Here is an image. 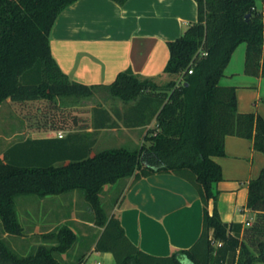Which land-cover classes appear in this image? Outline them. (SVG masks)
I'll return each mask as SVG.
<instances>
[{"label": "trees", "instance_id": "trees-1", "mask_svg": "<svg viewBox=\"0 0 264 264\" xmlns=\"http://www.w3.org/2000/svg\"><path fill=\"white\" fill-rule=\"evenodd\" d=\"M77 1L0 0V110L7 100L46 101L56 108L59 97L90 98L100 89L73 81L51 52V32L59 15ZM114 1L123 5L127 0ZM258 1L196 0L198 20L169 42L170 57L161 75L146 77L128 69L104 87L124 104L123 113L113 109L124 125L140 127L156 121L139 149L121 147L92 154L95 140L87 133L64 139L28 138L4 152L0 156L3 233L24 236L17 197L44 199L79 191L88 203L81 219L100 229L93 237L95 251L112 253L115 264L264 263V169L248 181L246 207L256 213L254 223H226L217 209L216 185L223 181L222 168L214 160L225 156L227 136L248 139L253 150L264 154V119L257 113L240 112L236 88L221 84L241 44L247 47L245 72L264 77V8L258 9ZM67 109L53 122L54 129L78 124L77 115ZM113 114L101 103L94 106L93 127H117ZM71 138L77 139L72 145ZM158 174L189 182L203 204L199 238L190 248L169 256L152 255L135 245L120 216L109 214L103 203L107 186L117 185V206L122 183L132 180L133 185ZM38 238L23 254L0 238V264H90L86 253L74 261L64 259L79 242L71 225H58Z\"/></svg>", "mask_w": 264, "mask_h": 264}, {"label": "crops", "instance_id": "crops-1", "mask_svg": "<svg viewBox=\"0 0 264 264\" xmlns=\"http://www.w3.org/2000/svg\"><path fill=\"white\" fill-rule=\"evenodd\" d=\"M257 6L263 10V1H258ZM198 16L196 0H127L123 5L114 0H78L59 15L51 32V52L62 71L73 81L99 86L96 93H106L105 100L94 106L101 103L112 114L115 108L123 113L124 104L107 94L104 87L110 86L119 73L128 69L146 77L161 75L170 57L169 42L180 38L189 24L198 20ZM246 49V45L241 44L235 50L221 84L236 88L240 112L257 113L264 119V77L245 72ZM85 99L57 98L58 106L51 110V127L44 136L30 137L25 129L15 132L6 129L1 137L6 144L5 152L13 144L28 138L61 139L60 133L63 139L73 134H91V139L95 140L92 154L121 147L135 150L146 143L148 130L156 126L155 120L140 127L126 126L113 114L117 127L96 130L92 124V106L89 121L79 118L75 127L54 129L53 122L61 119L62 110L68 108L67 111L71 112L70 103L63 105L61 101ZM74 113L80 117L78 112ZM76 140L71 138L69 143L72 145ZM214 160L221 166L223 174V181L216 185L221 193L219 212L222 219L227 223L236 222L246 226L249 222L252 225L253 221L245 222L244 216L239 217L238 212L250 210L246 207L248 181L258 178L264 169V154L253 150L252 142L248 139L227 136L225 156L214 157ZM131 182L128 180L116 208L129 239L146 253L157 256H169L176 250L190 248L203 228V204L197 190L189 182L171 174L153 175L133 185ZM109 187L113 192L117 185ZM49 197L41 199L42 206L52 201ZM239 197L243 200L241 204L244 210L238 208ZM232 201L237 206L226 211L222 205ZM212 202L209 205L210 213ZM52 205L55 204L51 202V208L47 209L44 218L42 214L38 219L32 212L27 214L33 216L36 227H57V222L47 223L44 220L50 212L52 216ZM59 205L63 207L62 203ZM77 212L74 210L70 214L69 221L74 225L84 224L95 233L100 230L93 223L78 218ZM19 219L21 221L20 216ZM72 228L79 237L76 249L83 247L87 256L98 253L95 251L94 235L88 237ZM43 233L46 232L34 234L40 236Z\"/></svg>", "mask_w": 264, "mask_h": 264}, {"label": "rangeland", "instance_id": "rangeland-1", "mask_svg": "<svg viewBox=\"0 0 264 264\" xmlns=\"http://www.w3.org/2000/svg\"><path fill=\"white\" fill-rule=\"evenodd\" d=\"M100 94V95H99ZM107 94L109 92L107 91ZM95 96V97H94ZM93 97L87 98L84 101L80 100H69V101H61L62 104H69L71 106V113L74 114V112H78L80 114V117L83 120L90 119V110L91 107L97 104V102H102L105 100L106 93L105 92H98ZM51 104L46 101H36V102H24V103H16L12 102L11 100H7L3 103L1 110H0V156L3 157L5 152L6 144L3 143V140L1 139L2 134L6 132V129H12L14 132L16 130H22L25 129L27 132V135L30 137H41L46 135V132L51 127ZM74 111V112H73ZM71 122V121H70ZM72 127V125H70ZM22 137V136H21ZM128 181H125L120 185V190L122 192L120 193V199L123 195V192L126 189ZM111 188L107 186L106 192L103 195V203L104 206L109 214L116 212L115 206V199L117 198V194L111 192ZM124 190V191H123ZM217 191V209L219 212V205H220V195L221 193L216 187ZM79 191L72 192L65 194L63 196H57V197H49L48 199L52 201L46 202L43 206L41 204V199L38 196L35 195H25L17 197L16 199V208L19 216L21 217L22 224L24 227V236H10L6 235L2 231V225L0 224V238L5 239L11 248H13L15 251H17L20 254L27 253L31 250L33 245L37 243V241H40L38 238V235H35L36 232H50L52 229H54L56 226H43V227H36V224L33 223V216L35 218H39L42 214V218L46 217L47 209L51 208V202L55 205H52L53 207V214L51 216V212L49 216L44 219L45 222H53L58 225L67 223L68 225L73 226L79 234H85L86 236L90 237L94 235L95 231L92 229L86 228L84 224H75L69 219L71 218V213L74 210H77L76 216L78 218H84L85 212H83V208H87L88 203L86 202L84 195L78 193ZM53 198V199H51ZM119 199V200H120ZM243 200L241 197L237 198L238 208H241V210H244V205L241 203ZM59 202L63 204V207H60V205L57 203ZM213 208H211V212L214 211V202ZM241 204V206H240ZM57 205L59 207H57ZM225 210H233L235 205V201L228 202L224 205ZM212 207V206H211ZM29 212H32L33 216H28ZM42 212V213H41ZM220 214V212H219ZM239 217L244 216L245 222L246 221H255L256 219V213L252 210L247 211L246 213L238 212ZM221 216V214H220ZM222 218V217H221ZM67 219V221H65ZM223 220V219H222ZM224 221V220H223ZM225 222V221H224ZM227 223V222H226ZM57 225V226H58ZM96 230V229H95ZM100 231L98 230L97 233ZM95 233V234H97ZM87 240H90V238H87ZM84 253L83 247H80L79 249H73L70 252V255H64V259L68 261H74L78 257H80ZM88 263L90 264H115V257L112 253L108 252H94L89 254L87 256ZM185 264H191L189 261H186ZM257 264H264V263H257Z\"/></svg>", "mask_w": 264, "mask_h": 264}, {"label": "built area", "instance_id": "built-area-1", "mask_svg": "<svg viewBox=\"0 0 264 264\" xmlns=\"http://www.w3.org/2000/svg\"><path fill=\"white\" fill-rule=\"evenodd\" d=\"M192 73H193V71H190V74H192ZM59 136H60V137H63L62 133H60ZM246 226H251V224L248 222V223L246 224ZM217 246L220 247L221 244H217Z\"/></svg>", "mask_w": 264, "mask_h": 264}]
</instances>
